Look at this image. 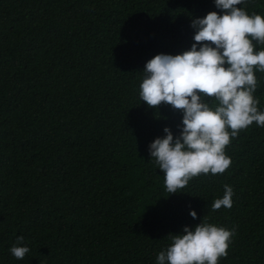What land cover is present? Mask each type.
I'll return each mask as SVG.
<instances>
[{
	"label": "trees",
	"instance_id": "16d2710c",
	"mask_svg": "<svg viewBox=\"0 0 264 264\" xmlns=\"http://www.w3.org/2000/svg\"><path fill=\"white\" fill-rule=\"evenodd\" d=\"M239 7L264 17V0ZM212 11L223 14L214 0H0V264H157L172 234L205 220L234 230L218 264H264V127L231 139L223 174L174 194L149 152L164 128L180 135L183 113L141 101L145 65L190 50L192 21ZM224 185L232 207L212 211ZM14 245L29 248L22 260Z\"/></svg>",
	"mask_w": 264,
	"mask_h": 264
},
{
	"label": "clouds",
	"instance_id": "9594fccd",
	"mask_svg": "<svg viewBox=\"0 0 264 264\" xmlns=\"http://www.w3.org/2000/svg\"><path fill=\"white\" fill-rule=\"evenodd\" d=\"M223 14L209 12L192 21L194 43L182 54H157L144 68L139 96L149 108L170 105L183 113L180 135H166L149 146L151 160L164 174L168 193L184 189L201 174H223L231 165L225 153L231 139L254 122L264 127V112L258 110L255 72L264 73V17L249 15L239 5L245 0H214ZM199 46V47H198ZM204 97L214 98L213 109ZM222 198L212 211L232 207L233 189L224 185ZM190 215L197 218L192 210ZM234 230L204 222L183 234L171 235L172 243L157 256V264H218L226 258ZM23 237L17 238V244ZM11 254L22 260L28 247L12 246Z\"/></svg>",
	"mask_w": 264,
	"mask_h": 264
}]
</instances>
